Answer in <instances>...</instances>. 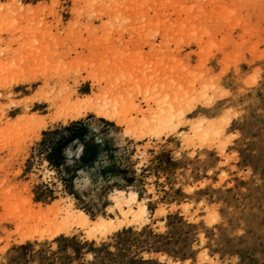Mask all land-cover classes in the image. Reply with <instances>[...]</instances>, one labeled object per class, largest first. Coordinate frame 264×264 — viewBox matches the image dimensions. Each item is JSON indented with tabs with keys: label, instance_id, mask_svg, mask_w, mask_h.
I'll return each mask as SVG.
<instances>
[{
	"label": "rangeland",
	"instance_id": "1",
	"mask_svg": "<svg viewBox=\"0 0 264 264\" xmlns=\"http://www.w3.org/2000/svg\"><path fill=\"white\" fill-rule=\"evenodd\" d=\"M0 264H264V0H0Z\"/></svg>",
	"mask_w": 264,
	"mask_h": 264
},
{
	"label": "bare ground",
	"instance_id": "2",
	"mask_svg": "<svg viewBox=\"0 0 264 264\" xmlns=\"http://www.w3.org/2000/svg\"><path fill=\"white\" fill-rule=\"evenodd\" d=\"M93 112L98 116V117H101V118H106V119H109L111 121H117V119L112 115V113L110 112V110L108 109V107H106V105H103L102 107H95ZM115 114V113H114ZM82 115H80L78 118H80ZM127 197L120 193L118 195V197L115 198V202H116V205L118 208H125V207H128L129 206V212H133V208H132V205H137L139 211H137L138 215L142 214H146L147 213V209H146V204L144 201L142 200H139L138 199V196L137 194H132L131 195V198H130V203L127 202ZM129 204V205H128ZM83 217L84 221L88 223V219L86 216H81Z\"/></svg>",
	"mask_w": 264,
	"mask_h": 264
}]
</instances>
